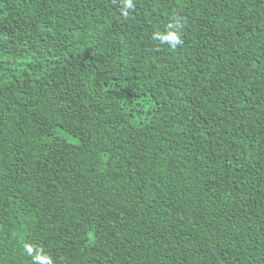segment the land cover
<instances>
[{
	"label": "trees",
	"instance_id": "obj_1",
	"mask_svg": "<svg viewBox=\"0 0 264 264\" xmlns=\"http://www.w3.org/2000/svg\"><path fill=\"white\" fill-rule=\"evenodd\" d=\"M133 5L0 0V264H264V0Z\"/></svg>",
	"mask_w": 264,
	"mask_h": 264
},
{
	"label": "clouds",
	"instance_id": "obj_2",
	"mask_svg": "<svg viewBox=\"0 0 264 264\" xmlns=\"http://www.w3.org/2000/svg\"><path fill=\"white\" fill-rule=\"evenodd\" d=\"M133 0H124V8L130 9L133 8ZM123 14H127L125 11ZM169 27L172 28H179V22L175 25H170ZM154 38L161 40V42H167L172 48H175L177 45H180L182 43V39L180 37V34L178 31L175 32H168L166 35H162L160 33H154ZM27 247V246H26ZM29 251H31V248H28ZM40 261H46V264H52V261L50 258L42 257L40 256ZM34 259L37 261V255L34 257Z\"/></svg>",
	"mask_w": 264,
	"mask_h": 264
}]
</instances>
